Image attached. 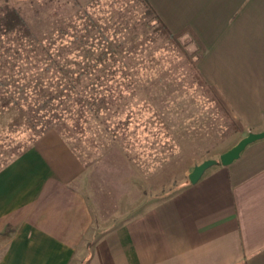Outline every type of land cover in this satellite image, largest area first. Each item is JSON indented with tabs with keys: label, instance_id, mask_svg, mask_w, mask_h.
<instances>
[{
	"label": "rangeland",
	"instance_id": "1",
	"mask_svg": "<svg viewBox=\"0 0 264 264\" xmlns=\"http://www.w3.org/2000/svg\"><path fill=\"white\" fill-rule=\"evenodd\" d=\"M0 5L16 8L38 38L64 40V53L78 49L72 42L78 37L88 40L80 49L89 53L112 42L131 55L126 65L133 78L125 97L98 116L89 114L81 130L69 120L35 142L24 112L0 110V171L38 145L60 178L41 201L0 221V258L24 218L44 221L74 244L77 258L110 229L172 196L196 165L219 159L239 139L242 123L200 77L198 45L189 34L178 42L165 38L144 0Z\"/></svg>",
	"mask_w": 264,
	"mask_h": 264
},
{
	"label": "crops",
	"instance_id": "2",
	"mask_svg": "<svg viewBox=\"0 0 264 264\" xmlns=\"http://www.w3.org/2000/svg\"><path fill=\"white\" fill-rule=\"evenodd\" d=\"M149 2L172 32L197 37L198 70L243 125L230 148L263 131L264 0ZM37 146L0 171V221L60 181ZM79 257L44 221L24 218L0 264H264V138L110 229Z\"/></svg>",
	"mask_w": 264,
	"mask_h": 264
},
{
	"label": "trees",
	"instance_id": "3",
	"mask_svg": "<svg viewBox=\"0 0 264 264\" xmlns=\"http://www.w3.org/2000/svg\"><path fill=\"white\" fill-rule=\"evenodd\" d=\"M144 1L160 25L158 30L178 42L186 31L172 32L149 0ZM192 39L198 45L194 33ZM62 42L38 38L16 8L0 5V110L24 112L33 142L69 120L81 130L89 114L98 116L107 105L115 106L125 97L124 88L133 85L126 65L131 55L121 54L112 42L107 40L106 49L89 53L80 49L88 40L78 37L72 41L78 49L69 54L60 49L68 48Z\"/></svg>",
	"mask_w": 264,
	"mask_h": 264
},
{
	"label": "water",
	"instance_id": "4",
	"mask_svg": "<svg viewBox=\"0 0 264 264\" xmlns=\"http://www.w3.org/2000/svg\"><path fill=\"white\" fill-rule=\"evenodd\" d=\"M264 138V130L260 132L251 131L243 137L237 144H235L232 148L224 152L220 155L219 159H207L202 163L196 165L192 172L189 174L190 182L196 183L203 176L205 171L210 167L217 165L219 163L223 165H228L232 163L234 160L238 159L244 149L251 143L261 140Z\"/></svg>",
	"mask_w": 264,
	"mask_h": 264
}]
</instances>
